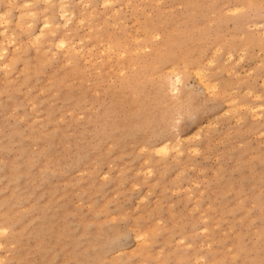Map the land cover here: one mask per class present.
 <instances>
[{"label":"rangeland","instance_id":"374dc122","mask_svg":"<svg viewBox=\"0 0 264 264\" xmlns=\"http://www.w3.org/2000/svg\"><path fill=\"white\" fill-rule=\"evenodd\" d=\"M0 51L2 264H264V0H0Z\"/></svg>","mask_w":264,"mask_h":264},{"label":"bare ground","instance_id":"6f19581e","mask_svg":"<svg viewBox=\"0 0 264 264\" xmlns=\"http://www.w3.org/2000/svg\"><path fill=\"white\" fill-rule=\"evenodd\" d=\"M105 1H108V0H105ZM25 3H26V1L24 2V4H25ZM59 3H60V2H59ZM106 3H107V2H106ZM26 4H27V3H26ZM61 4H62V3H61ZM18 6H19V5H18ZM60 8H61V5H60ZM62 8L65 9L64 6H63ZM62 10H63V9H62ZM66 12H68V11L66 10ZM20 13H21V15H22V12H20ZM62 13H63V12H62ZM66 14H68V13H66ZM66 14H65V15H66ZM90 14H91V13H90ZM63 15H64V13H63ZM70 15H72V14H70ZM19 17H20V16H19ZM62 17H63V16H62ZM65 17H66V16H65ZM65 17H64V18H65ZM18 19H20V18H18ZM46 21H47V20H46ZM48 21H49V20H48ZM69 21H70V20H69ZM67 22H68V20H67ZM46 23H48V22H46ZM51 23H52V22H51ZM59 23H60V22H57L56 24L59 25ZM63 23H64V21H63ZM63 23H62V24H63ZM43 25H44V24H43ZM52 25H53V24H52ZM54 25H55V24H54ZM64 25H65V24H64ZM46 26H47V25H46ZM47 27H48V26H47ZM42 28H43V26H42ZM2 30H4V32H6L5 29H2ZM1 32H3V31H1ZM38 32H39V31H38ZM50 32L54 33L55 31H50ZM40 33L43 34L42 31L39 32V35H41ZM35 34H36V33H35ZM37 34H38V33H37ZM37 34H36L35 36H37ZM35 36H34V37H35ZM6 37H7V36H6ZM38 37H39V36H38ZM37 39H38V38H37ZM60 39L62 40V43H64V39H62V38H60ZM34 40H35V39H34ZM35 41H36V40H35ZM37 41H38V40H37ZM50 41H51V40H50ZM70 41H71V40H70ZM3 43H4V42H3ZM57 43H58V40H57L56 44H57ZM59 43H61L60 40H59ZM62 43H61V44H62ZM65 43H66V41H65ZM176 43H177V41H175V39H167L163 44L166 45L168 48H170V47H172L173 44H176ZM56 44H55V45H56ZM62 45H63V44H62ZM64 45H65V44H64ZM72 45H74V44H72ZM2 47H3V46H2ZM73 47H74V46H73ZM73 47H72V48H73ZM3 48H5V47H3ZM48 48H49V47H48ZM5 49H6V48H5ZM74 49H75V48H74ZM3 50H4V49H2L1 51H3ZM1 51H0V52H1ZM4 51H5V50H4ZM4 51H3V52H4ZM75 51H76V50H75ZM1 54H2V53H1ZM1 54H0V55H1ZM85 60H86V59H85ZM5 66H6V65H5ZM8 67H9V65H8ZM8 67H7V68H8ZM169 68H170V67H169ZM128 111H129V113H130V116H133V113H132V112H133V109H132V107H129V108H128ZM158 147H163L164 149H168V148H170L171 146H170L169 142H168V141L166 142V140H165V141H163V144L160 145V146H158ZM41 239H42V237H41ZM40 243H41V242H40ZM0 263H1V264L3 263V261H2L1 258H0Z\"/></svg>","mask_w":264,"mask_h":264}]
</instances>
